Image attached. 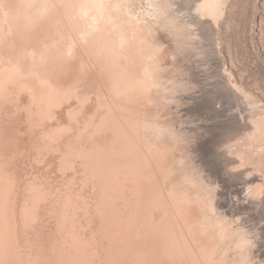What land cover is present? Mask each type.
Here are the masks:
<instances>
[{"label":"bare ground","instance_id":"bare-ground-1","mask_svg":"<svg viewBox=\"0 0 264 264\" xmlns=\"http://www.w3.org/2000/svg\"><path fill=\"white\" fill-rule=\"evenodd\" d=\"M216 4L197 1L201 19ZM167 7L188 24L179 0H0V264H189L202 250L194 226L213 214L148 201L177 148L158 122L174 97Z\"/></svg>","mask_w":264,"mask_h":264},{"label":"rangeland","instance_id":"rangeland-1","mask_svg":"<svg viewBox=\"0 0 264 264\" xmlns=\"http://www.w3.org/2000/svg\"><path fill=\"white\" fill-rule=\"evenodd\" d=\"M197 1L179 0L185 25L163 11V45L175 60L163 86L174 97L157 106L158 122L177 148L169 169L153 165L148 201L216 218L194 226L205 244L191 247V264H264V0H217L202 19Z\"/></svg>","mask_w":264,"mask_h":264}]
</instances>
